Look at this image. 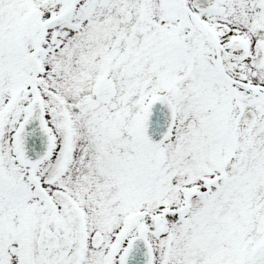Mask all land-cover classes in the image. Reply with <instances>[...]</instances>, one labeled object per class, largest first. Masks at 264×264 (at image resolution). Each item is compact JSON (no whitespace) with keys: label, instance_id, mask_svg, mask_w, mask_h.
Instances as JSON below:
<instances>
[{"label":"snow or ice","instance_id":"6c2138e0","mask_svg":"<svg viewBox=\"0 0 264 264\" xmlns=\"http://www.w3.org/2000/svg\"><path fill=\"white\" fill-rule=\"evenodd\" d=\"M0 264H264V0H0Z\"/></svg>","mask_w":264,"mask_h":264}]
</instances>
